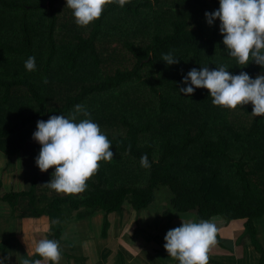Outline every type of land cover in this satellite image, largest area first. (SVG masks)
<instances>
[{
	"label": "trees",
	"instance_id": "1",
	"mask_svg": "<svg viewBox=\"0 0 264 264\" xmlns=\"http://www.w3.org/2000/svg\"><path fill=\"white\" fill-rule=\"evenodd\" d=\"M66 3L0 0V149L23 171L9 192L0 179V201L29 218L59 222L51 239L59 241L61 254L64 242L79 248L63 239L73 223L124 206L151 210L162 193L173 212L196 222L244 221L262 249L257 222L264 218V115L253 116L251 102L235 109L213 105L206 88L190 96L179 90L193 67L226 65L231 74L247 72L253 79L264 73L254 61L239 65L228 54L219 19L207 23L205 12L217 10L220 0L113 2L87 26L75 23ZM167 52L179 63L167 65ZM30 56L36 60L31 72L24 66ZM76 104L91 113L114 156L100 161L85 191L69 195L44 185L55 169L40 172L35 158L42 146L33 133L37 121L67 118ZM145 153L150 168L140 165ZM73 258L88 262L84 252Z\"/></svg>",
	"mask_w": 264,
	"mask_h": 264
},
{
	"label": "clouds",
	"instance_id": "2",
	"mask_svg": "<svg viewBox=\"0 0 264 264\" xmlns=\"http://www.w3.org/2000/svg\"><path fill=\"white\" fill-rule=\"evenodd\" d=\"M113 2L123 7L129 0H67L66 7L73 10L78 26H87L101 17L106 4ZM205 17L209 25L219 19L222 42L239 65L254 61L264 67V0H220L219 8L205 12ZM162 60L167 65L179 63L172 52L162 54ZM24 66L27 71H34L35 57H28ZM44 83H48L46 78ZM183 83L187 86L179 90L185 96L193 94L196 88H206L213 105L235 109L251 102L252 115H264V73L253 79L247 72L231 74L226 65L216 69L193 67L183 77ZM81 115L85 118L78 120ZM90 116L84 105L76 104L67 118L60 114L50 116L47 121H37L33 139L42 147L35 158L36 165L42 172L55 169L51 179L44 183L46 187L58 193L79 194L86 190L87 181L98 171L100 161L111 162L114 156L111 141ZM140 165L151 167L146 153L141 156ZM217 233L213 220H182L181 226L167 231L164 248L179 264H208V252L217 243ZM33 255L59 264L60 243L56 239L42 238L35 242L34 252L29 246L27 256ZM19 264H42V261L25 258Z\"/></svg>",
	"mask_w": 264,
	"mask_h": 264
},
{
	"label": "crops",
	"instance_id": "3",
	"mask_svg": "<svg viewBox=\"0 0 264 264\" xmlns=\"http://www.w3.org/2000/svg\"><path fill=\"white\" fill-rule=\"evenodd\" d=\"M182 220L196 222L194 216L177 215L166 204H157L140 213L129 206L111 214L98 212L89 219L73 223L63 232L64 241L74 242L79 248L73 251L71 245L64 242L61 247L66 254H61L59 264H84L73 258L83 256V252L88 258L87 264H179L164 248V237L168 230L181 226ZM211 220L216 223L217 235L222 241L217 240L210 248L208 264L264 263V218L257 222L262 249L250 239L244 221L227 222L221 217ZM7 222L14 230L10 239L3 240ZM105 222L107 229H104ZM57 223L49 217L34 219L26 213L13 212L9 205L0 201V260L3 264H19L25 258L34 257L27 256L29 246L34 252L35 242L42 238L51 239L53 226ZM41 261L42 264H52Z\"/></svg>",
	"mask_w": 264,
	"mask_h": 264
},
{
	"label": "rangeland",
	"instance_id": "4",
	"mask_svg": "<svg viewBox=\"0 0 264 264\" xmlns=\"http://www.w3.org/2000/svg\"><path fill=\"white\" fill-rule=\"evenodd\" d=\"M171 2H173V0H171ZM115 44H117L116 47H119V48L122 47V45L119 41L117 43L115 42ZM5 66L8 67L7 64ZM0 68H1V65H0ZM3 73H5V72H3ZM8 162H10V164H8ZM51 169L53 170L54 168L52 167ZM40 172L43 174V176H45L46 174H48L50 172V168L46 172H42L41 170H40ZM22 173H23L22 168L17 167L15 157L12 158L11 156L5 154L0 149V179L4 183L3 192L11 191L10 188L14 185V183L22 180ZM158 204H160V205L166 204L165 194L162 193L160 195ZM149 213L151 214V212H147V214H149ZM12 228H14V227H10L9 223L7 222V227H5L6 230L2 234L3 240L10 239V235L12 234V231L14 230ZM260 264H264V263L261 262Z\"/></svg>",
	"mask_w": 264,
	"mask_h": 264
}]
</instances>
